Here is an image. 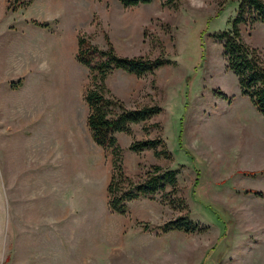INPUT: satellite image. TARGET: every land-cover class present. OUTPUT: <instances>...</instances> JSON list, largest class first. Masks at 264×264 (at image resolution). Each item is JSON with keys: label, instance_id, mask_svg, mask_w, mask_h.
<instances>
[{"label": "rangeland", "instance_id": "obj_1", "mask_svg": "<svg viewBox=\"0 0 264 264\" xmlns=\"http://www.w3.org/2000/svg\"><path fill=\"white\" fill-rule=\"evenodd\" d=\"M19 2L0 0V264H264V197L252 193H264V126L252 124L258 112L214 38L230 28L235 1ZM240 30L264 59V25ZM79 34L98 48L107 36L121 57L167 60L140 78L112 71L105 87L126 110L160 108L131 124L129 135L116 134L121 165L134 182L152 165L174 170L185 208L161 197L166 186L128 202L123 215L107 210L111 155L85 126L89 73L74 58ZM153 138L167 157L127 150L132 140ZM194 170L195 196L216 212L192 197ZM184 215L207 231L142 230ZM225 223L227 238L201 263Z\"/></svg>", "mask_w": 264, "mask_h": 264}, {"label": "trees", "instance_id": "obj_2", "mask_svg": "<svg viewBox=\"0 0 264 264\" xmlns=\"http://www.w3.org/2000/svg\"><path fill=\"white\" fill-rule=\"evenodd\" d=\"M122 7L146 5L153 0H117ZM164 5L174 7L176 0H162ZM237 6L236 15L231 21L230 28L219 32L214 38L222 44L223 56L227 69L237 78L240 95L246 97L256 111L264 116V59L256 48L246 44L241 36V25L253 27L257 24L264 25V0H234ZM11 4L21 5L19 0H11ZM223 10L220 5L219 11ZM104 48H98L90 43L87 36L79 34L76 37L75 61L85 67L89 73V83L83 95V101L87 107L85 126L92 142L111 155L109 178L105 185L106 207L111 213L123 215L128 202L138 198L152 199L157 193H163L166 186L170 191L162 194L168 204L185 208L182 199L175 197L176 172L174 170H161L157 165L150 166L144 174V178L134 182L126 176L122 169V149L119 147L116 134H130V125L145 122L157 115L158 106H141L130 110L123 108L121 102L111 97L105 87V79L112 71H121L136 78L152 74L155 70L167 63L160 57L152 60L141 57H121L116 55L107 36L103 37ZM222 99L227 100L226 95L218 93ZM180 142V135L177 137ZM158 138L132 140L127 150L139 154L144 150H151L155 158L167 157L166 150L162 147ZM194 180L191 187V195L199 199L204 207L216 212L218 206L206 202L195 196L198 187V170H194ZM245 193H251L245 191ZM257 197H264L263 192H252ZM222 209V208H221ZM223 210V209H222ZM221 211V210H220ZM224 213H226L223 210ZM230 221V220H229ZM228 221V222H229ZM232 223V222H231ZM230 223H225L222 235L218 237L216 244L205 254V263L217 246L227 238ZM207 226L192 221L186 215L178 216L166 221L159 226L142 224L143 232H154L156 235H164L170 232H182L186 234L204 233ZM225 250L228 246H225Z\"/></svg>", "mask_w": 264, "mask_h": 264}, {"label": "crops", "instance_id": "obj_3", "mask_svg": "<svg viewBox=\"0 0 264 264\" xmlns=\"http://www.w3.org/2000/svg\"><path fill=\"white\" fill-rule=\"evenodd\" d=\"M239 114H242V113H239ZM255 118H258V119H255V121L252 124L259 125V126H261V125L264 126V116H262V115H260V114L255 112ZM242 123H244V122H242ZM247 124L249 125V122H247Z\"/></svg>", "mask_w": 264, "mask_h": 264}]
</instances>
